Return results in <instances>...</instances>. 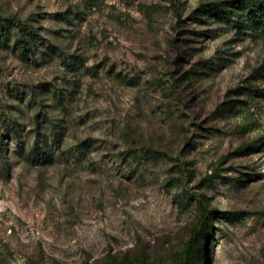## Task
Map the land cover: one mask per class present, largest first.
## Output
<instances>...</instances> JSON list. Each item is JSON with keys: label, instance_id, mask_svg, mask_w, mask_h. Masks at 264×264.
Masks as SVG:
<instances>
[{"label": "rangeland", "instance_id": "1", "mask_svg": "<svg viewBox=\"0 0 264 264\" xmlns=\"http://www.w3.org/2000/svg\"><path fill=\"white\" fill-rule=\"evenodd\" d=\"M214 1L0 0V264H264V39Z\"/></svg>", "mask_w": 264, "mask_h": 264}, {"label": "trees", "instance_id": "2", "mask_svg": "<svg viewBox=\"0 0 264 264\" xmlns=\"http://www.w3.org/2000/svg\"><path fill=\"white\" fill-rule=\"evenodd\" d=\"M173 3V0H168ZM201 15L206 20H213L219 24L226 26L228 29L234 31L235 35L238 37H253L264 39V0H221L208 2L201 5L200 8ZM29 37L25 39L24 37H17L14 46H19L21 54H24L25 51H28L30 48V43L32 42L35 31L27 28ZM9 38V32H7L4 27L0 24V42L2 40H7ZM38 121V120H36ZM48 125L52 123H47ZM38 128L36 129V142L30 148V151L26 155V159L30 160L28 162L36 164H47L52 162L54 157V150L58 149L60 142L62 140V134H55L54 129L50 128V142L47 144V135L39 131L41 125L38 123ZM43 128V127H42ZM46 131V130H45ZM14 141L20 142L19 138H15ZM48 147L44 150V146ZM23 149L21 148L17 151L18 155H21ZM187 196L195 198L196 195L191 193L189 190H184ZM203 199L200 196H197V202L202 209L203 220L197 225L192 241L187 245L189 249V257H202L205 253L202 244L196 243L197 236L199 234L203 235V239L209 236L210 229L212 228L206 219L212 215L211 212H208L203 205ZM195 246L192 249V245ZM192 252V255H190ZM189 257H187L189 259Z\"/></svg>", "mask_w": 264, "mask_h": 264}]
</instances>
